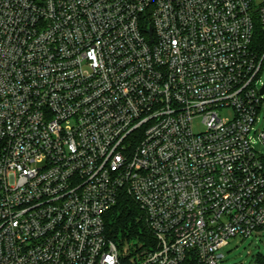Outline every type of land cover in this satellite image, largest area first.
<instances>
[{"label":"built area","instance_id":"obj_1","mask_svg":"<svg viewBox=\"0 0 264 264\" xmlns=\"http://www.w3.org/2000/svg\"><path fill=\"white\" fill-rule=\"evenodd\" d=\"M263 67L264 0H0V264L223 262L264 230ZM124 194L154 246L107 238Z\"/></svg>","mask_w":264,"mask_h":264},{"label":"trees","instance_id":"obj_2","mask_svg":"<svg viewBox=\"0 0 264 264\" xmlns=\"http://www.w3.org/2000/svg\"><path fill=\"white\" fill-rule=\"evenodd\" d=\"M258 43L263 47L261 38ZM104 222L107 238L119 248L128 246L133 250L154 246L143 211L128 195L119 197L106 213ZM258 264H264V259L259 258Z\"/></svg>","mask_w":264,"mask_h":264},{"label":"rangeland","instance_id":"obj_3","mask_svg":"<svg viewBox=\"0 0 264 264\" xmlns=\"http://www.w3.org/2000/svg\"><path fill=\"white\" fill-rule=\"evenodd\" d=\"M258 80V83L264 84V67ZM229 114L228 111H223L220 116L229 117ZM257 119L253 130L264 132V104ZM193 129L195 132L203 130L198 118L193 121ZM251 135L257 142L254 148L264 155V148L260 146L257 135L254 132ZM220 253L224 256V260L220 264H257L259 258L264 259V230L260 231L257 236L230 239L228 244L220 250Z\"/></svg>","mask_w":264,"mask_h":264},{"label":"water","instance_id":"obj_4","mask_svg":"<svg viewBox=\"0 0 264 264\" xmlns=\"http://www.w3.org/2000/svg\"><path fill=\"white\" fill-rule=\"evenodd\" d=\"M264 93V87L262 88V90H261V94H263Z\"/></svg>","mask_w":264,"mask_h":264}]
</instances>
